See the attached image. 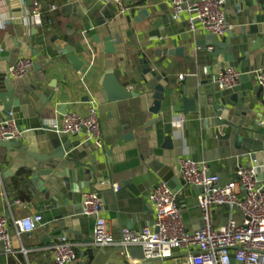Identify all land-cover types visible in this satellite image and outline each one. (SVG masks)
<instances>
[{
    "label": "water",
    "instance_id": "95a60500",
    "mask_svg": "<svg viewBox=\"0 0 264 264\" xmlns=\"http://www.w3.org/2000/svg\"><path fill=\"white\" fill-rule=\"evenodd\" d=\"M23 1L25 10L29 9L31 0ZM159 1L135 0L136 6H143L127 16L128 23H146L145 28L149 30L146 33L147 47L133 55L138 82L152 93L153 103L149 112L156 116L145 125L144 130H149L160 119L161 110L179 105L180 109L173 112L185 119L183 131H190L192 147H195L191 150L193 161L199 162L196 160L200 157L194 154L196 150L202 151L199 149L201 141L216 138L223 148L222 158L228 159V163L236 162L235 173L244 161H248V166L257 168L264 180V131L258 127L261 118L255 121L258 115L246 103L248 91L256 94L263 93L264 89L257 84L247 89L241 86L221 91L215 81L224 68H240L242 76L253 79L256 76L249 75L250 72L264 70V24L257 23L255 17L261 0H228L233 9L229 20L234 21V28L221 38L191 32L186 22L178 25L163 5H150ZM5 4L14 33L0 37V116L3 122L14 123L19 138L0 141V149L6 152L5 161L12 165L1 176L7 178L18 174L21 184L27 188L30 200L42 217L40 239L43 245L49 246L60 239L91 245L93 237L87 227L91 221L94 227V221L81 214L80 202L83 191L95 184L96 172H102V178L108 177L106 165L100 161L101 150L90 141L80 142L59 135L45 124L44 111L56 99L52 87L42 91L20 88L12 78L10 69L15 68L19 58H34L39 54L38 47L32 43V36H25L27 15L24 16L19 1L5 0ZM158 11L162 14L158 15ZM98 25L104 26V20H100ZM188 33L194 35L189 51L195 50V57L187 55L184 58L185 47L173 46L179 42L189 45ZM94 40L97 41V37ZM103 42L106 52L113 53V43H119V39L108 34ZM50 43L65 58L72 71L80 73L83 70L85 63L78 59L73 47L59 42L57 37H52ZM251 54H254L253 66L250 65ZM175 58H184L185 62L195 59L193 76L197 81L193 86L183 85L178 80L173 84L170 82L165 71L176 69L172 65ZM38 67L37 63L32 64L34 70ZM100 86L106 94L102 93V96L109 102L138 96L120 85L111 71L105 72ZM57 113L65 116L67 105H60ZM130 138L131 135H127L123 140L127 142ZM165 142V148L171 149V138L167 137ZM109 155V151L106 152V156ZM212 156L205 158L209 161ZM225 163L222 162L223 165ZM146 165L147 173L122 183L125 192L136 197L141 188L136 190L135 186L142 185L153 190L159 182L166 183L173 191L180 190V181L174 177L172 169L155 162L153 158ZM19 170L25 173H13ZM235 173L228 182L234 179ZM99 187L110 186L99 183ZM141 195L144 196L143 193ZM125 228H130L129 223ZM0 245L5 252L4 246ZM130 250L122 254L123 251L116 247L102 250L90 248L84 252V261L80 264H129L127 257ZM147 262L143 261L141 251L138 264Z\"/></svg>",
    "mask_w": 264,
    "mask_h": 264
},
{
    "label": "crops",
    "instance_id": "0c3cea01",
    "mask_svg": "<svg viewBox=\"0 0 264 264\" xmlns=\"http://www.w3.org/2000/svg\"><path fill=\"white\" fill-rule=\"evenodd\" d=\"M22 6L25 17V36H32L33 45L38 47V56L29 57L33 63L39 67L34 70L32 67L25 78L15 80L20 88H33L42 91L48 87L53 88L55 101L47 105L43 118L45 124L49 127L52 123L62 120L63 115L57 113L60 105H67V113L75 112L85 116L88 108V100L95 102L97 118L100 124L101 143L100 161L105 163L108 177L102 178V172H96L95 184L89 186L86 191H96L99 193L102 201L101 218L105 223L106 229L114 239H119L121 231H139L148 225H151L153 219V210L148 195L152 191L151 187L135 186L138 195L131 196L125 192L123 182L130 181L143 173L148 172L146 162L154 159L155 162L172 169L176 176L179 169V162L183 159L191 158L192 136L190 131H183L182 125L178 127L182 116L175 115L173 111L180 109L179 105L165 108L160 112V119L151 126L149 130H144L145 125L155 119L156 116L150 114L152 107V93L147 91L143 84L138 82L139 75L135 71L133 55L137 50H143L147 47L146 23L134 24L127 22V16L136 12L143 5L136 6L135 0H125V7L128 13H121L111 4L103 5L96 0H31V4L38 2L43 14L42 25L36 27L29 17L31 6L25 10L24 1L18 0ZM263 0L257 5L256 20L257 23L264 24V5ZM150 5H163L165 11L170 13L167 0L153 2ZM56 7L52 11L51 7ZM69 7V9H67ZM232 7L227 2L225 6L227 22L234 28V21L229 20L233 15ZM158 15L162 13L157 12ZM8 8L5 0H0V37L4 34L13 35L14 27L8 22ZM47 19H45V16ZM189 14L184 13L177 22L178 25L187 23ZM100 20H104L105 25L99 26ZM8 22V23H7ZM2 26H5L2 29ZM196 31L200 35L208 36L199 25H196ZM119 39V43H113V53H107L103 39L107 35ZM52 37H57L59 42L73 47L80 61L85 63V67L80 73L72 71L65 58L54 49L50 43ZM97 37V41L94 40ZM194 35L188 33L189 45L181 42L173 47L184 46L185 55H194L193 49L189 51L191 43L194 42ZM175 39V38H174ZM209 50V48L207 49ZM44 52V53H43ZM43 53V54H42ZM198 51L196 54L198 55ZM254 54L250 56V65L253 66ZM175 58L172 65L176 66L174 71H165L172 84L178 80L186 86H193L197 79L195 73V59ZM241 72V69L238 68ZM106 71H111L115 80L127 90L138 94L135 98L119 102H109L102 96L103 87L100 81ZM264 71V70H263ZM182 77V79L180 78ZM257 85L256 79L248 76H242L239 87ZM105 94V93H104ZM106 96V94H105ZM246 103L251 105L257 113V121L264 117V92L253 94L248 91ZM0 122L2 117L0 116ZM131 135L132 138L127 142L123 138ZM63 136V135H62ZM73 140L80 142L88 141L85 132L78 135L69 136ZM167 137L171 138V149L165 148ZM199 149L195 156L200 157L196 160L204 163L211 174L221 177V184H225L233 177L236 162L228 163V159L222 158L223 148L221 142L216 138L201 141ZM206 148V149H205ZM110 153L107 157L106 152ZM6 152L0 149V215L8 221V233L10 237L11 252L6 253L0 245V264H54L47 251V248L55 244L46 246L42 244L40 235L43 232L41 225L31 233L18 234L13 225L14 221L39 215V211L34 207L29 198L27 188L21 184L19 175L3 178L1 173H5L12 165L5 161ZM213 155L208 161L207 158ZM220 157V158H219ZM219 158V159H218ZM226 163L223 165L222 162ZM249 162L244 161L243 166H248ZM13 173H25L19 170ZM105 181L113 187H118L114 191L110 187L101 188L99 183ZM143 193L144 196L141 195ZM197 192L185 190L178 193L177 203L182 211L183 222L188 230H197L201 226L200 215L196 209ZM216 213V214H215ZM214 212V225L218 224ZM91 220V219H88ZM129 223L130 228H125ZM92 235L93 223H88L87 227ZM77 245V257L72 264H80L84 261V252L93 248L91 245ZM107 249V248H106ZM102 250V249H100ZM141 258V251L132 248L128 253L129 264H138ZM145 264H186V256L182 252H175L169 259L149 261Z\"/></svg>",
    "mask_w": 264,
    "mask_h": 264
},
{
    "label": "built area",
    "instance_id": "2783aa9c",
    "mask_svg": "<svg viewBox=\"0 0 264 264\" xmlns=\"http://www.w3.org/2000/svg\"><path fill=\"white\" fill-rule=\"evenodd\" d=\"M96 1L103 5H114L123 14L129 10L125 7V0ZM167 1L173 21L178 22L184 13L189 14L187 25L191 32H196V25H199L207 34L221 38L231 30L225 11L228 0ZM51 10H56V7H51ZM29 17L36 27L42 25L43 14L38 2L31 4ZM31 67L29 58H19L15 68L10 69L12 78H25ZM253 74L257 84L264 89V71L249 73ZM242 75L235 68H224L215 81L221 91H231L239 86ZM182 123L183 119H180L178 127ZM258 127L264 131V117L258 122ZM49 128L63 136L85 132L88 141L102 146L100 124L92 99L88 100L85 116L67 113ZM18 138L13 122H0V141ZM174 177L180 181L179 191H173L166 183L159 182L148 195L153 210L151 225L139 231L124 229L119 239L109 234L100 216L102 201L99 193L84 192L80 202L81 214L94 221L91 246L97 249L116 247L123 251L122 254L137 248L142 251L143 261L169 259L175 252H182L186 256V264H264V180L260 178L257 168L253 165L239 167L232 181L221 184L219 176L209 173L206 164L183 159ZM100 185L110 186L115 192L119 190L105 181ZM185 190L197 192L196 209L201 221L197 230L186 228L177 203L178 193ZM219 210L223 214H217V223L221 224L223 218L226 221L215 226L213 215ZM41 221L42 217L35 215L14 221L13 225L18 234H25L33 232ZM0 243L6 253L11 252L8 221L1 215ZM47 251L54 264H72L77 257V245L65 239L58 240Z\"/></svg>",
    "mask_w": 264,
    "mask_h": 264
},
{
    "label": "trees",
    "instance_id": "16d2710c",
    "mask_svg": "<svg viewBox=\"0 0 264 264\" xmlns=\"http://www.w3.org/2000/svg\"><path fill=\"white\" fill-rule=\"evenodd\" d=\"M262 4L264 5V0H263ZM47 17H49V16H48V15L45 16V19H47ZM218 214L221 215V214H223V212H222L221 210H219V211H218ZM225 221H226V219L223 218V219H222V222L225 223Z\"/></svg>",
    "mask_w": 264,
    "mask_h": 264
}]
</instances>
